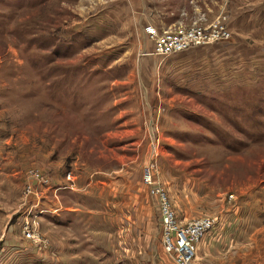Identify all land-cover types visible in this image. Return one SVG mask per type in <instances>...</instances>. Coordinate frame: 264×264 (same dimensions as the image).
I'll return each instance as SVG.
<instances>
[{"label":"rangeland","instance_id":"374dc122","mask_svg":"<svg viewBox=\"0 0 264 264\" xmlns=\"http://www.w3.org/2000/svg\"><path fill=\"white\" fill-rule=\"evenodd\" d=\"M217 18L167 56L139 28ZM148 166L212 220L193 264H264V0H0L3 264H175Z\"/></svg>","mask_w":264,"mask_h":264},{"label":"built area","instance_id":"2783aa9c","mask_svg":"<svg viewBox=\"0 0 264 264\" xmlns=\"http://www.w3.org/2000/svg\"><path fill=\"white\" fill-rule=\"evenodd\" d=\"M224 25L225 21L218 18L205 26L193 24L176 29L160 30L153 23H145L142 32L145 38L152 43V54L167 56L193 46L228 40L231 33ZM31 173L41 179L43 184L46 183L47 180L39 172L32 171ZM67 179L70 182L73 181L70 173ZM144 181L150 188V194L158 198L163 249L172 254L175 264H193L196 257V244L204 232L212 226V220L204 217L183 224L179 223L174 210L170 208L165 192L153 187V178L149 166L145 167ZM24 231L29 235L27 229Z\"/></svg>","mask_w":264,"mask_h":264},{"label":"crops","instance_id":"0c3cea01","mask_svg":"<svg viewBox=\"0 0 264 264\" xmlns=\"http://www.w3.org/2000/svg\"><path fill=\"white\" fill-rule=\"evenodd\" d=\"M143 23H144V21L142 22L141 26L139 27L140 30H141V34H142V36L144 35L143 32H142V26L144 25ZM143 37L145 38V36H143ZM145 39H146V38H145ZM146 40H147V39H146ZM147 41H149V40H147ZM40 217H41V215H40ZM40 217H39V218H40ZM5 251H6V250H5ZM11 251H13V249H8V250H7L6 252H4L3 254H5L6 257H7V255H8V253H9L10 256H12L11 253H10ZM20 252H21V255H20V256H23V257L27 256L26 253H28V252L26 251V249H22V248H21V249H20ZM32 252H33V251H32ZM34 252H35V251H34ZM155 252H157V249H156ZM155 254H156V253H155ZM1 255H2V254H1ZM40 255H41L42 257L45 256V254H43L42 252H39V251H36V252H35V256H36V260H37V261H39V260H38V259H39L38 257H40ZM42 257H41V258H42ZM42 259H43V258H42ZM5 260H6V259L0 258V264H3V263L5 262ZM22 263H24V261H22ZM26 264H27V263H26ZM163 264H164V263H163ZM200 264H202V262H201Z\"/></svg>","mask_w":264,"mask_h":264},{"label":"bare ground","instance_id":"6f19581e","mask_svg":"<svg viewBox=\"0 0 264 264\" xmlns=\"http://www.w3.org/2000/svg\"><path fill=\"white\" fill-rule=\"evenodd\" d=\"M35 239H37V237H34Z\"/></svg>","mask_w":264,"mask_h":264}]
</instances>
